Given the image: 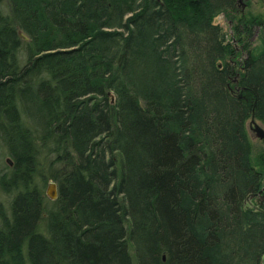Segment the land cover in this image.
Listing matches in <instances>:
<instances>
[{
    "label": "trees",
    "instance_id": "trees-1",
    "mask_svg": "<svg viewBox=\"0 0 264 264\" xmlns=\"http://www.w3.org/2000/svg\"><path fill=\"white\" fill-rule=\"evenodd\" d=\"M237 1L0 0V264H259L264 0Z\"/></svg>",
    "mask_w": 264,
    "mask_h": 264
},
{
    "label": "rangeland",
    "instance_id": "rangeland-1",
    "mask_svg": "<svg viewBox=\"0 0 264 264\" xmlns=\"http://www.w3.org/2000/svg\"><path fill=\"white\" fill-rule=\"evenodd\" d=\"M240 8L244 9V11L246 10H251V11H263V5L262 3H260L259 0H238L236 3ZM215 22H218L221 27L222 30L225 32L226 38H230V23L228 18L223 14V13H219L218 15L215 16L214 18ZM236 42V41H235ZM249 119L246 122L249 134L251 136V139L253 141L254 144V149H253V154H255L258 150L259 147H261L264 142L258 138L253 136L252 134V130L250 128L249 125ZM256 120L260 123H262V121H260L259 119L256 118ZM263 124V123H262ZM264 125V124H263ZM10 164V157L7 154V147L3 141V139L0 136V171L6 167H8ZM50 180V178H47V180L45 181V184L43 185V189L46 190L47 188V184L48 181ZM12 196V192H6L4 191L1 187H0V204L3 206L4 210L8 211L9 210V201L10 198ZM247 197V204H251L250 200L251 198Z\"/></svg>",
    "mask_w": 264,
    "mask_h": 264
},
{
    "label": "water",
    "instance_id": "water-1",
    "mask_svg": "<svg viewBox=\"0 0 264 264\" xmlns=\"http://www.w3.org/2000/svg\"><path fill=\"white\" fill-rule=\"evenodd\" d=\"M18 32H19V35L22 36L24 39L28 38V36L23 31L19 30ZM254 104H255V101H254ZM249 125L252 130L253 136L260 138L264 142V125L256 120L253 109L251 111ZM45 192L49 198L51 199L56 198L58 194V190H57V184L53 179H50L48 181ZM251 196H253V194H251ZM255 207L257 208L258 206L255 205ZM259 264H264V250L261 252L259 256Z\"/></svg>",
    "mask_w": 264,
    "mask_h": 264
},
{
    "label": "flooded vegetation",
    "instance_id": "flooded-vegetation-1",
    "mask_svg": "<svg viewBox=\"0 0 264 264\" xmlns=\"http://www.w3.org/2000/svg\"><path fill=\"white\" fill-rule=\"evenodd\" d=\"M262 197V196H261Z\"/></svg>",
    "mask_w": 264,
    "mask_h": 264
}]
</instances>
